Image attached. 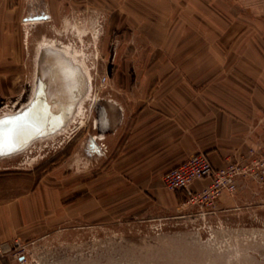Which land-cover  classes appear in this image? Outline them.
<instances>
[{
	"label": "rangeland",
	"instance_id": "1",
	"mask_svg": "<svg viewBox=\"0 0 264 264\" xmlns=\"http://www.w3.org/2000/svg\"><path fill=\"white\" fill-rule=\"evenodd\" d=\"M204 2L163 0V33L140 31L141 22L155 20L143 0H84L52 19L25 17L0 26V116L31 100L40 46L50 39L77 49L90 74L82 108L62 133L0 158V201L31 193L50 202L35 230L28 233L21 223L8 239L22 246L2 264H264V178H241L235 192L201 206L162 179L144 189L138 171L125 163L129 122L155 88L150 77L162 72L154 59L178 50L161 51L160 41L173 42L171 25L188 23L195 55H202ZM188 7L194 8L189 17ZM208 31L211 40L219 35L213 24ZM101 101L122 111L105 137L96 133Z\"/></svg>",
	"mask_w": 264,
	"mask_h": 264
},
{
	"label": "crops",
	"instance_id": "2",
	"mask_svg": "<svg viewBox=\"0 0 264 264\" xmlns=\"http://www.w3.org/2000/svg\"><path fill=\"white\" fill-rule=\"evenodd\" d=\"M83 1L0 0V26L42 14L52 19ZM143 1L144 10L155 20L141 22L140 31L160 28L163 33V0ZM204 1L203 54L195 55L190 24L171 25L173 42L162 38L159 47L178 50L171 56L161 52L160 59H154L162 72L150 77L149 81H157L155 88L129 122L125 163L129 171H138L144 189L198 152L206 153L215 167L247 154L250 148L264 154V0ZM193 11L188 7L185 15ZM158 17L160 24H156ZM211 24L219 34L213 40L208 31ZM208 182V178L197 179L191 188ZM49 207L50 202L41 203L31 193L25 200L0 201V241L18 234L21 223L27 232L35 230V220Z\"/></svg>",
	"mask_w": 264,
	"mask_h": 264
},
{
	"label": "water",
	"instance_id": "3",
	"mask_svg": "<svg viewBox=\"0 0 264 264\" xmlns=\"http://www.w3.org/2000/svg\"><path fill=\"white\" fill-rule=\"evenodd\" d=\"M87 86L84 72L63 52L42 50L33 98L16 112L0 116V158L18 154L34 139L60 130L85 95ZM97 111L99 133L105 134L122 118L121 108L111 101L98 102Z\"/></svg>",
	"mask_w": 264,
	"mask_h": 264
},
{
	"label": "built area",
	"instance_id": "4",
	"mask_svg": "<svg viewBox=\"0 0 264 264\" xmlns=\"http://www.w3.org/2000/svg\"><path fill=\"white\" fill-rule=\"evenodd\" d=\"M245 177L264 178V157L253 148L245 155L229 158L222 167H215L206 153H195L167 170L162 180L168 189L184 190L189 201L202 206L212 204L224 192H235L239 180ZM203 178L209 179L206 185L199 189L191 188L195 180ZM21 246L17 239L0 241V264L6 255H17Z\"/></svg>",
	"mask_w": 264,
	"mask_h": 264
},
{
	"label": "bare ground",
	"instance_id": "5",
	"mask_svg": "<svg viewBox=\"0 0 264 264\" xmlns=\"http://www.w3.org/2000/svg\"><path fill=\"white\" fill-rule=\"evenodd\" d=\"M34 23H41L42 21L41 20H34L32 21ZM42 44V43H41ZM46 48H51V49H55V50H58V51H61L65 54V56H67L68 58H70L71 62L78 66L85 74L86 76V79H87V84H89V78H90V74H89V67L86 65V63L84 62L83 60V57L80 55V53L78 52L77 49H75L74 47H72L71 45L69 44H66V43H60V42H57L55 39H50L49 42H46L44 44H42L40 46V52ZM39 52V54H40ZM36 86V85H35ZM88 87V86H87ZM34 93H35V90H34ZM34 93H33V96H34ZM32 96V98H33ZM31 98V99H32ZM109 99V98H108ZM82 100L83 99H80L78 101V105L77 107L75 106V109L76 111L80 110L82 107H81V104H82ZM30 102V101H29ZM96 102V101H95ZM115 102V101H114ZM119 105V104H118ZM24 106V105H23ZM10 114V113H8ZM73 117V116H71ZM70 121V119L68 120V122ZM97 122V121H96ZM68 124V123H66ZM66 124L60 129L58 130L57 132L55 133H52L48 136H42V137H38L36 139H34L30 144L29 146L35 141V140H40V139H47V138H53V137H56L57 135H59L60 133H62V131L66 128ZM97 135L100 137H105V135L103 133H97ZM29 146H27L26 148H28ZM25 148V149H26ZM24 149V150H25ZM22 152V151H21ZM20 152V153H21ZM13 156V155H12ZM10 157V156H8Z\"/></svg>",
	"mask_w": 264,
	"mask_h": 264
},
{
	"label": "flooded vegetation",
	"instance_id": "6",
	"mask_svg": "<svg viewBox=\"0 0 264 264\" xmlns=\"http://www.w3.org/2000/svg\"><path fill=\"white\" fill-rule=\"evenodd\" d=\"M98 112V111H97ZM95 120V119H94ZM96 123V126H97V122H95ZM95 126V125H94ZM113 129V128H112ZM112 129L111 130H108V131H106V133L107 132H111L112 131ZM115 129V128H114ZM96 133H99V130L97 129V132ZM89 140H93V138H92V135L90 136V138H89ZM91 144H90V141H89V146H90Z\"/></svg>",
	"mask_w": 264,
	"mask_h": 264
}]
</instances>
